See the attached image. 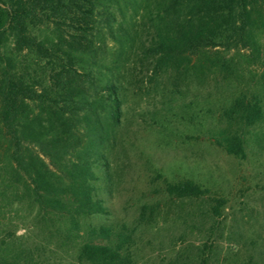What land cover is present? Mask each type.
<instances>
[{"label": "trees", "instance_id": "obj_1", "mask_svg": "<svg viewBox=\"0 0 264 264\" xmlns=\"http://www.w3.org/2000/svg\"><path fill=\"white\" fill-rule=\"evenodd\" d=\"M240 49L263 68L253 88L229 56ZM165 77L171 96L236 87L207 135L244 160L264 120V0H0V264H138L140 235L184 201L203 202L209 234L219 224L225 197L158 171L131 222L110 218L129 91L137 104ZM204 249L166 264H208Z\"/></svg>", "mask_w": 264, "mask_h": 264}, {"label": "rangeland", "instance_id": "obj_2", "mask_svg": "<svg viewBox=\"0 0 264 264\" xmlns=\"http://www.w3.org/2000/svg\"><path fill=\"white\" fill-rule=\"evenodd\" d=\"M247 55L244 49L229 53L242 73L240 85L253 88L263 68L248 64ZM165 79H160L156 92L143 93L150 89L146 84L139 104L134 102L138 91H129L123 143L112 155L117 182L112 194L106 196L110 218L131 222L136 217L137 206L152 197L150 177L154 171L171 181L192 179L227 199L219 224L210 234L206 230L210 221L200 227L203 202L184 201L166 207L157 226L140 235L138 264H166L181 249L197 254L204 244L208 264H243L248 259L264 264V120L252 130L246 158L229 156L208 139L207 131L215 123L208 111L230 98L236 87L216 88L213 82L200 87L189 82L181 93L171 96ZM257 87L264 100V87ZM184 219L199 227L186 231L185 242L177 240L185 230ZM172 238L176 242L171 247Z\"/></svg>", "mask_w": 264, "mask_h": 264}]
</instances>
